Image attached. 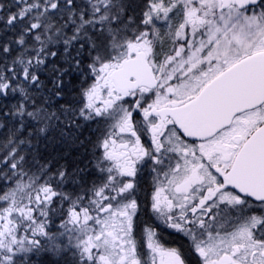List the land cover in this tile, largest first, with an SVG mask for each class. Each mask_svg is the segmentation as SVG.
<instances>
[{
  "label": "snow or ice",
  "instance_id": "6c2138e0",
  "mask_svg": "<svg viewBox=\"0 0 264 264\" xmlns=\"http://www.w3.org/2000/svg\"><path fill=\"white\" fill-rule=\"evenodd\" d=\"M0 264H264V0H0Z\"/></svg>",
  "mask_w": 264,
  "mask_h": 264
}]
</instances>
